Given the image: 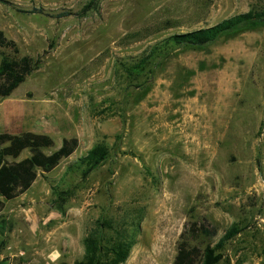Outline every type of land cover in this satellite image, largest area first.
I'll use <instances>...</instances> for the list:
<instances>
[{
	"label": "rangeland",
	"instance_id": "1",
	"mask_svg": "<svg viewBox=\"0 0 264 264\" xmlns=\"http://www.w3.org/2000/svg\"><path fill=\"white\" fill-rule=\"evenodd\" d=\"M87 2L0 0V31L18 51L0 50L39 58L0 98V132L46 133L54 148L78 139L69 157L5 201L0 264H74L94 229L108 245L132 240L121 264H172L190 217L216 228L199 246L235 224L241 231L224 257L264 264V14L204 46H162L150 56L171 34L264 13V0H98L76 15ZM65 10L74 14L56 17ZM165 20L172 27L118 43ZM97 144L107 157L82 177L74 162ZM67 189L62 214L55 199Z\"/></svg>",
	"mask_w": 264,
	"mask_h": 264
},
{
	"label": "trees",
	"instance_id": "2",
	"mask_svg": "<svg viewBox=\"0 0 264 264\" xmlns=\"http://www.w3.org/2000/svg\"><path fill=\"white\" fill-rule=\"evenodd\" d=\"M211 3L213 0H207ZM98 0L88 2L75 14L83 15L93 9ZM40 12V9H33L30 12ZM74 14L65 10L56 14V17H64ZM263 12L249 10L225 18L218 23L199 28L192 31L174 33L161 40L154 47L152 52L161 49L162 46H204L214 41L218 36L230 32L240 26L252 21H261ZM172 27L169 20L164 24L153 28L144 27L135 31L126 32L119 39L118 43L127 44L141 40L152 33ZM10 47L16 53L15 42L7 40L0 31V49ZM146 58L139 60L137 65L144 63ZM39 64V58L29 56L18 57L0 50V98L9 96ZM53 138L46 134L33 131L20 133L0 132V213L4 208L5 201L14 199L24 193L35 181L39 172L52 171L62 159L69 157L78 146V139L74 136L63 138L60 145L54 148ZM24 150L28 155L19 158ZM107 157L105 146L97 144L88 150L86 155L78 158L77 167L82 169V177H86L97 165ZM72 165V164H71ZM73 194L72 189L58 193L55 199V208L64 213V204ZM0 222L3 218L0 216ZM241 229L233 224L224 231L219 240L214 244H207L203 247L197 244L200 236H213L216 228L207 220H200L190 217L176 242V252L172 264H217L224 259L226 264H233L224 257L223 248L225 244L233 239ZM104 235L99 229L91 230L84 238V254L74 264H121L128 256L132 240L122 238L112 244H107Z\"/></svg>",
	"mask_w": 264,
	"mask_h": 264
},
{
	"label": "built area",
	"instance_id": "3",
	"mask_svg": "<svg viewBox=\"0 0 264 264\" xmlns=\"http://www.w3.org/2000/svg\"><path fill=\"white\" fill-rule=\"evenodd\" d=\"M10 262V258H6L5 260H3L2 264H11Z\"/></svg>",
	"mask_w": 264,
	"mask_h": 264
},
{
	"label": "crops",
	"instance_id": "4",
	"mask_svg": "<svg viewBox=\"0 0 264 264\" xmlns=\"http://www.w3.org/2000/svg\"><path fill=\"white\" fill-rule=\"evenodd\" d=\"M26 156V155H25ZM25 156H23V157H25Z\"/></svg>",
	"mask_w": 264,
	"mask_h": 264
}]
</instances>
